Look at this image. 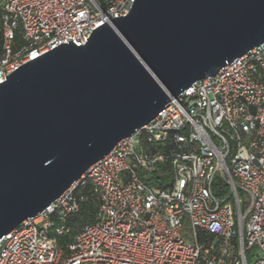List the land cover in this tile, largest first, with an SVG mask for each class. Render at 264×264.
Listing matches in <instances>:
<instances>
[{"label":"built area","instance_id":"built-area-1","mask_svg":"<svg viewBox=\"0 0 264 264\" xmlns=\"http://www.w3.org/2000/svg\"><path fill=\"white\" fill-rule=\"evenodd\" d=\"M133 3L0 0V83L61 43L85 44ZM166 161L170 185L140 177ZM88 206L93 218L74 234ZM0 264H264V42L194 82L4 235Z\"/></svg>","mask_w":264,"mask_h":264},{"label":"water","instance_id":"water-1","mask_svg":"<svg viewBox=\"0 0 264 264\" xmlns=\"http://www.w3.org/2000/svg\"><path fill=\"white\" fill-rule=\"evenodd\" d=\"M0 83V240L194 82L264 42V0H134Z\"/></svg>","mask_w":264,"mask_h":264},{"label":"trees","instance_id":"trees-1","mask_svg":"<svg viewBox=\"0 0 264 264\" xmlns=\"http://www.w3.org/2000/svg\"><path fill=\"white\" fill-rule=\"evenodd\" d=\"M157 170L159 171L160 175L153 176L152 173H149L148 170L141 169L139 171L140 177L145 180L146 182L150 183L151 185H156L157 180L164 181L165 176H167L168 172H171V162L166 161L164 163H159L156 165ZM162 187H165V183L163 182L161 184ZM94 208L91 206H88L87 208L83 209L79 214H77L72 220L71 224L74 227V234L75 232L84 224L87 222V220L93 218ZM65 239L62 238L61 242L64 243Z\"/></svg>","mask_w":264,"mask_h":264},{"label":"rangeland","instance_id":"rangeland-1","mask_svg":"<svg viewBox=\"0 0 264 264\" xmlns=\"http://www.w3.org/2000/svg\"><path fill=\"white\" fill-rule=\"evenodd\" d=\"M141 143V141L139 140V139H137L136 140V145H139ZM157 170V168H154V169H152V170H148V172L149 173H152V175L153 176H159L160 175V173H159V171H156ZM165 183V185H170L172 182H173V173H172V171L171 172H168V174H167V176H165V179H164V181H162V180H157V184L155 185V186H158V187H162L161 186V184L162 183ZM147 184H149V185H151L150 183H148L147 182ZM190 238V237H189ZM190 241H192L191 239H189ZM250 263H251V261H250Z\"/></svg>","mask_w":264,"mask_h":264}]
</instances>
